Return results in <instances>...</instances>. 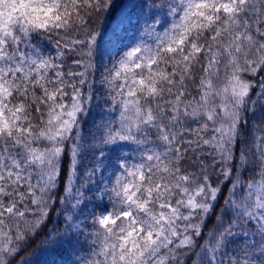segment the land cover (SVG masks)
Masks as SVG:
<instances>
[{"label":"snow or ice","instance_id":"obj_1","mask_svg":"<svg viewBox=\"0 0 264 264\" xmlns=\"http://www.w3.org/2000/svg\"><path fill=\"white\" fill-rule=\"evenodd\" d=\"M0 264H264V0H0Z\"/></svg>","mask_w":264,"mask_h":264},{"label":"trees","instance_id":"obj_2","mask_svg":"<svg viewBox=\"0 0 264 264\" xmlns=\"http://www.w3.org/2000/svg\"><path fill=\"white\" fill-rule=\"evenodd\" d=\"M96 23H97L98 26L100 25V22L99 21H97ZM103 107H104V103H103V98L102 97L99 99L98 102L97 101H94L93 102L92 113L89 116V125L91 124V122H92L93 119H95V118L98 117V115L100 114V112H101V110H102ZM218 208H219V205H217V209ZM208 224L210 226L212 224V220H209L208 221ZM31 251H32L31 248L27 249L26 250V253H24V255H26L27 252H31ZM45 259L51 261L54 258L53 257H46Z\"/></svg>","mask_w":264,"mask_h":264}]
</instances>
